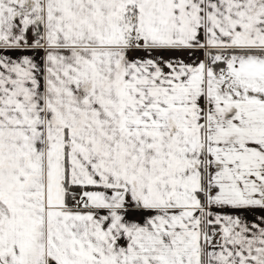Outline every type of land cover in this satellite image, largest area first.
Masks as SVG:
<instances>
[{
    "label": "snow or ice",
    "instance_id": "1",
    "mask_svg": "<svg viewBox=\"0 0 264 264\" xmlns=\"http://www.w3.org/2000/svg\"><path fill=\"white\" fill-rule=\"evenodd\" d=\"M0 264H264V0H0Z\"/></svg>",
    "mask_w": 264,
    "mask_h": 264
}]
</instances>
